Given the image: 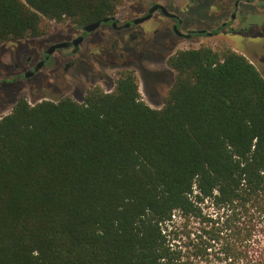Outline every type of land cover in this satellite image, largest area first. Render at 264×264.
<instances>
[{
	"label": "trees",
	"instance_id": "16d2710c",
	"mask_svg": "<svg viewBox=\"0 0 264 264\" xmlns=\"http://www.w3.org/2000/svg\"><path fill=\"white\" fill-rule=\"evenodd\" d=\"M120 1L0 0V43ZM166 62L159 108L124 69L0 117V264H264V76L230 48Z\"/></svg>",
	"mask_w": 264,
	"mask_h": 264
},
{
	"label": "rangeland",
	"instance_id": "374dc122",
	"mask_svg": "<svg viewBox=\"0 0 264 264\" xmlns=\"http://www.w3.org/2000/svg\"><path fill=\"white\" fill-rule=\"evenodd\" d=\"M160 1L168 4L176 1V4L181 7L189 3L188 0ZM225 1L205 0L197 7L196 11H191L188 14L181 13L180 16L184 20V25L189 23L195 28H208L212 24L219 25L225 19L220 12L221 4ZM234 1L227 0L230 8L233 6ZM144 5L145 2L141 0H121L115 8L114 15L122 20L129 13V10L132 11V6L142 8ZM191 5L194 4L191 3ZM242 6L247 9H250L251 6L254 8L250 12H245L246 10ZM238 9L237 15L244 18L240 23L237 19L233 21V26L236 30L243 28L242 30L249 34L233 37L231 33H224V30H221L219 34L213 36L199 34L191 38H177V42L168 51L156 53L148 50L143 53V56L130 59L132 65L128 68L111 66L110 62H106L99 57L101 46L97 44L98 40H88L85 50L81 54V59L67 74L62 69L58 73L53 70H45L38 72L35 78H20L14 83L4 85L3 80L12 81L14 71L12 67L14 62L12 57L14 55L12 56V52L16 51L18 59L21 60L27 53H31L34 47L32 44L16 47L12 44L14 40L0 43V117L9 113L20 97L26 98L31 104L42 99L56 100L64 96L82 102L86 91L90 87L99 86L105 91H111L116 77L123 69L133 71L137 78L142 99L152 107L159 108L163 105L164 96L174 79L173 71L166 62L168 56L178 50L200 45L212 47L216 51L230 48L242 53L264 76V0H241ZM67 22L69 20L60 22L45 21L44 24L48 25V29L44 34L53 32L50 35H54L58 33ZM165 35L170 38L173 36L168 32H165ZM19 42H24V40ZM41 43L40 41V43L35 44ZM120 45L124 51L130 52L131 57L136 55L135 43L123 40ZM91 47H94V50H90ZM91 51H94V55ZM176 220L179 223L184 221L183 218L179 219L178 217H176ZM185 223L184 226H181L184 230H194L195 222L189 220Z\"/></svg>",
	"mask_w": 264,
	"mask_h": 264
},
{
	"label": "flooded vegetation",
	"instance_id": "af4514ba",
	"mask_svg": "<svg viewBox=\"0 0 264 264\" xmlns=\"http://www.w3.org/2000/svg\"><path fill=\"white\" fill-rule=\"evenodd\" d=\"M141 1L145 2L144 7L132 6V11L129 10V13L122 20L113 14L109 16L107 21H101L92 30H86L85 25H77L69 21L54 35H50L53 34L50 32L34 37L12 39L14 40L12 44L16 47L32 44L34 48L21 60L18 59L17 52L13 50L12 59L14 62L12 67L14 71L12 81L3 80V84L14 83L20 78H35L38 72L45 70H53L58 73L62 69L67 74L81 59V54L85 50L88 40H98L97 44L101 46L99 55L101 59L110 62L113 67L128 68L132 65L130 59L143 56V53L148 50L156 53L168 51L177 42V38H191L199 34L213 36L219 34L221 30H224V33H231L233 37L249 34L244 32L243 28L236 30L233 26V21L237 19L240 23L244 18L237 15L241 0H235L231 8L228 6L227 0L221 4V16L225 19L219 25L212 24L208 28H195L189 23L184 25V20L180 16L181 13L188 14L191 11H196L197 7L205 0H188L189 3L182 7L176 4V1H172L170 4L160 0ZM157 4L163 5L166 10L157 7L150 13L149 17L145 18L149 14L150 8ZM242 7L246 10L245 12H250L254 8L253 6L250 9L245 6ZM150 22L151 24H149ZM144 24L147 25L142 26ZM165 32L173 35V38L165 35ZM23 40L24 42H19ZM123 40L135 43L136 55L134 57L130 56V52L122 49L120 44ZM10 41L7 40L6 43ZM40 41L41 44H35L40 43ZM91 48L90 50H94V47ZM91 53L94 55V51Z\"/></svg>",
	"mask_w": 264,
	"mask_h": 264
},
{
	"label": "water",
	"instance_id": "95a60500",
	"mask_svg": "<svg viewBox=\"0 0 264 264\" xmlns=\"http://www.w3.org/2000/svg\"><path fill=\"white\" fill-rule=\"evenodd\" d=\"M157 7L162 8L164 11L166 10L163 5H160V4L154 5L152 8H150L149 14L147 16H145V18L149 17L150 13ZM109 18L110 17L108 16V17L102 18V20H98V21H95V22H92V23H88V24H86L84 26V28L86 30H92V29L96 28L101 23V21H107Z\"/></svg>",
	"mask_w": 264,
	"mask_h": 264
}]
</instances>
